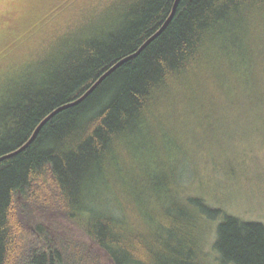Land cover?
I'll list each match as a JSON object with an SVG mask.
<instances>
[{"label": "trees", "instance_id": "obj_1", "mask_svg": "<svg viewBox=\"0 0 264 264\" xmlns=\"http://www.w3.org/2000/svg\"><path fill=\"white\" fill-rule=\"evenodd\" d=\"M73 1L69 22L0 32V156L135 53L175 3L58 0L47 7L35 0L30 11L49 15ZM259 48L264 52V0H177L168 24L137 55L0 160V264H207V253L211 264H264V223L187 192L174 168L189 155V141L231 125L236 113L264 123ZM142 148L152 158L155 148L173 158L166 240L153 224L150 199L160 197L144 183L149 170L140 177ZM127 168L133 175L120 190L115 182ZM106 178L115 205L94 201L95 185ZM126 217H134L136 234L120 226ZM207 226L213 239L202 251L198 231Z\"/></svg>", "mask_w": 264, "mask_h": 264}, {"label": "rangeland", "instance_id": "obj_2", "mask_svg": "<svg viewBox=\"0 0 264 264\" xmlns=\"http://www.w3.org/2000/svg\"><path fill=\"white\" fill-rule=\"evenodd\" d=\"M46 1L47 7H51L58 0ZM34 3L35 0H0V32L3 29L4 31L17 30L19 35H22L29 33L33 27L42 26V29H47L63 22H69V13L76 7V3L73 1L64 5L59 12L43 15L30 11L31 5ZM25 12L29 14L30 18L23 16ZM259 52L261 55L264 53L261 48H259ZM254 67V64L250 62L251 78L254 74ZM256 111H258V106L253 107V112ZM251 119L253 121H249V123L239 113H236L235 120L231 122V125H220L217 128L208 129L206 131L208 138L197 137V139L189 141L186 144L189 155L186 153L183 157L181 153L182 162L180 161L177 167L173 166V158L167 153H163L161 149H154V158H152L153 154H148L147 148H142L141 152L139 150V157H146L147 160L144 164L142 163L144 161L138 163V167L143 171L140 177H144V172L148 169L150 175L145 177L144 183H148L147 185L153 183L157 193L155 198L160 197L159 202H154L152 199L150 201L156 217L153 219V224L155 223V226L159 228L158 233L165 240L169 236L167 226L172 225L170 224L171 219L167 215V210L171 205L167 192L171 182L169 172L173 167L182 177L179 178V182L187 192H198L206 196L215 206L241 219L264 223V123L257 121L255 114ZM243 122L246 124L242 125ZM224 131L227 134L231 132V134L223 136L221 132ZM175 147V154H177L178 146ZM170 149L172 148L170 147ZM128 171V175L124 172L120 173L121 181L119 179L115 182L116 187L120 190L128 188L129 183L126 186L124 181L131 180V175H133L130 173L131 169ZM107 178L95 185L94 201L95 203L102 201L106 206L115 205V203H119L117 194L113 189V184L108 183L109 181L106 182ZM130 184L132 183L130 182ZM134 185L137 186V183ZM89 216L93 217L90 213ZM133 222L134 217L131 219L126 217L125 220L122 219L120 226L128 232H134ZM208 226L198 231L202 251L203 243L205 242L209 249L213 239L212 227L208 229ZM135 230L139 229L135 228ZM209 254H205L207 264H211Z\"/></svg>", "mask_w": 264, "mask_h": 264}, {"label": "water", "instance_id": "obj_3", "mask_svg": "<svg viewBox=\"0 0 264 264\" xmlns=\"http://www.w3.org/2000/svg\"><path fill=\"white\" fill-rule=\"evenodd\" d=\"M176 5H177V0H175V3L173 4V7H172V11L169 15V17L166 19V21L163 23V25L160 27V29L155 32L152 36H150L142 45L141 47H139V49L133 53L132 55H129V56H126L124 58H122L121 60H119L117 63H115L110 69H108L104 74H102L99 79L93 84L91 85L87 91L82 95L80 96L78 99L72 101V102H69V103H65L63 105H60L58 106L57 108H55L51 113H49L39 124L38 126L35 128V130L33 131L32 135L30 136V138L23 144L21 145L19 148H17L16 150L10 152V153H7V154H4L2 156H0V160L8 157V156H11L15 153H18L20 152L21 150H23L25 147H27L31 141L34 139V137L36 136V134L38 133L39 129L42 127V125L48 120L50 119L54 114H56L58 111L66 108V107H69V106H72L76 103H78L79 101H81L84 97H86L96 86L97 84L107 75L109 74L111 71H113L116 67H118L119 65H121L123 62H125L127 59H129L130 57H133L135 55H137V53H139L151 40H153L164 28L165 26L168 24V22L170 21L175 9H176Z\"/></svg>", "mask_w": 264, "mask_h": 264}]
</instances>
